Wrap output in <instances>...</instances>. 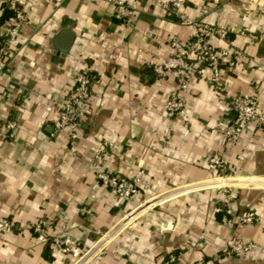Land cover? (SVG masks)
Wrapping results in <instances>:
<instances>
[{"label":"crops","instance_id":"1","mask_svg":"<svg viewBox=\"0 0 264 264\" xmlns=\"http://www.w3.org/2000/svg\"><path fill=\"white\" fill-rule=\"evenodd\" d=\"M125 1L133 11L126 22L115 21L112 5L99 0L9 1L26 19L5 49L0 75V120L16 121L13 135L0 141V218L12 226L0 236V264H73L34 237L38 219L48 222L50 235L65 233L91 249L75 264H166L168 254V264H264V251L220 252L231 237L264 247V126L248 122L234 143L222 137L233 96L264 100V41L253 38L264 29V0H159L168 11L156 0ZM181 17L211 27L205 42L226 53L219 89L207 69L191 79L183 120L164 114L173 76L157 80L146 64L172 54L170 38L193 40ZM9 20L0 22L1 43ZM68 25L73 38L60 60L52 39ZM233 50L242 55L228 65ZM77 71L95 80L69 138L55 124ZM101 142L107 171L140 176L126 201L100 187L88 167ZM212 152L232 176L210 178L204 159ZM220 179L231 181L212 182ZM223 184L237 187L232 207L252 210V223H221L214 187Z\"/></svg>","mask_w":264,"mask_h":264},{"label":"built area","instance_id":"2","mask_svg":"<svg viewBox=\"0 0 264 264\" xmlns=\"http://www.w3.org/2000/svg\"><path fill=\"white\" fill-rule=\"evenodd\" d=\"M9 3L10 0H2ZM112 5V18L117 22H126L131 17L132 8L125 0H99ZM162 8L168 11V3L165 1H155ZM174 8H178L179 2L171 3ZM14 10V15L10 18L9 24L4 33V40L0 42V75L5 64V49L12 42L19 32L20 25L25 21V13L20 7L10 4ZM181 23L190 25L193 28V40L180 42L174 37L170 38L169 46L172 54L158 59H148L147 66L157 80H162L166 76H173L175 88L169 93L164 101V114L167 118L179 116L184 119V101L183 94L187 91L191 79L207 69L209 80L219 89V61L220 55L211 45L205 42V36L212 33L211 27L190 19L181 17ZM257 41H264V29L253 34ZM242 55L240 50H233L231 58L227 60L228 65H232ZM93 77L88 75L87 71H77L73 77L71 85L67 88L63 100L60 102L57 112L56 130L63 131L67 137L75 138L78 123L83 115L86 101L90 98L91 87L94 83ZM233 112L232 120L222 129V137L227 143H234L245 125L248 122L257 127L264 126V100L258 102L254 95L236 94L230 102ZM16 128L14 119L0 120V141L10 138ZM106 142H101L99 146L91 153L88 167L93 173L94 179L98 185L106 189L112 196L121 199H130L140 186V176H121L113 174L104 168ZM205 167L211 172L210 178L231 176L228 172L229 165L217 152H212L204 159ZM218 190V210L221 212L220 221L222 224L230 225L232 220L240 224H250L255 219V213L252 210L245 209L235 212L232 203L237 197V187L222 185L214 187ZM81 212L87 213V208H81ZM130 219V218H129ZM128 219V220H129ZM61 221L64 216H58ZM11 222L7 218H0V236L11 229ZM48 222L44 219L36 220L32 225L34 237L40 242H48L52 250L61 254H69L73 258V264L81 261L90 255L91 249H82L76 240L65 233L59 235H50L48 233ZM105 235V234H104ZM251 250L264 251V247L259 246L252 240L242 241L237 237H231L221 247L220 252L224 255H241ZM174 260L173 254H168L165 263L168 264ZM201 264V262H196Z\"/></svg>","mask_w":264,"mask_h":264},{"label":"water","instance_id":"3","mask_svg":"<svg viewBox=\"0 0 264 264\" xmlns=\"http://www.w3.org/2000/svg\"><path fill=\"white\" fill-rule=\"evenodd\" d=\"M72 38L73 32L71 31L69 25L65 28L57 30L52 39L53 56H59V59L62 60L68 52Z\"/></svg>","mask_w":264,"mask_h":264},{"label":"trees","instance_id":"4","mask_svg":"<svg viewBox=\"0 0 264 264\" xmlns=\"http://www.w3.org/2000/svg\"><path fill=\"white\" fill-rule=\"evenodd\" d=\"M1 3H2V6H4V7H3V11H2V13L0 15V22H3L4 19L11 18L14 15V10H13V8H11L9 6L8 2L1 1ZM6 3L8 4V5H6L7 7L5 6ZM14 6L17 7V5H14ZM87 73H88V75H90V72H87Z\"/></svg>","mask_w":264,"mask_h":264},{"label":"bare ground","instance_id":"5","mask_svg":"<svg viewBox=\"0 0 264 264\" xmlns=\"http://www.w3.org/2000/svg\"><path fill=\"white\" fill-rule=\"evenodd\" d=\"M228 177V176H227ZM218 178H226V177H218ZM217 181H220L221 183H227V182H229V181H231V180H226V179H220V180H214V181H212V182H217ZM224 185V184H223Z\"/></svg>","mask_w":264,"mask_h":264},{"label":"rangeland","instance_id":"6","mask_svg":"<svg viewBox=\"0 0 264 264\" xmlns=\"http://www.w3.org/2000/svg\"><path fill=\"white\" fill-rule=\"evenodd\" d=\"M232 176V175H231ZM128 222V221H127ZM126 225V224H125Z\"/></svg>","mask_w":264,"mask_h":264}]
</instances>
